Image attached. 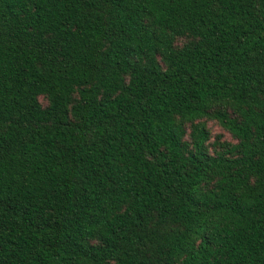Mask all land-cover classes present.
<instances>
[{
  "label": "trees",
  "instance_id": "trees-1",
  "mask_svg": "<svg viewBox=\"0 0 264 264\" xmlns=\"http://www.w3.org/2000/svg\"><path fill=\"white\" fill-rule=\"evenodd\" d=\"M0 264H264V0H0Z\"/></svg>",
  "mask_w": 264,
  "mask_h": 264
}]
</instances>
